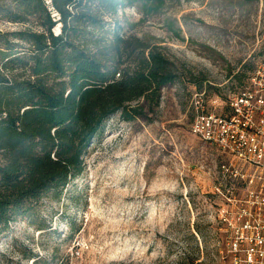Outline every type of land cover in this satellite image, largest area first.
Listing matches in <instances>:
<instances>
[{
	"label": "rangeland",
	"instance_id": "rangeland-1",
	"mask_svg": "<svg viewBox=\"0 0 264 264\" xmlns=\"http://www.w3.org/2000/svg\"><path fill=\"white\" fill-rule=\"evenodd\" d=\"M8 4L0 0V51L9 43L26 57L12 34L37 30L39 20H8ZM103 20L157 47L178 79L154 112L106 123L60 202L45 200L34 219L0 235V264H226L228 235L212 215L206 174L214 154L190 132L192 97L204 93V110L223 116L228 96L264 75V0H166L149 15L124 5Z\"/></svg>",
	"mask_w": 264,
	"mask_h": 264
},
{
	"label": "trees",
	"instance_id": "trees-1",
	"mask_svg": "<svg viewBox=\"0 0 264 264\" xmlns=\"http://www.w3.org/2000/svg\"><path fill=\"white\" fill-rule=\"evenodd\" d=\"M6 1L8 20L39 23L12 34L28 46L26 57L9 43L0 51V235L34 219L45 200L60 202L110 119L154 112L163 88L178 79L157 47L129 41L103 20L124 5L149 15L166 0Z\"/></svg>",
	"mask_w": 264,
	"mask_h": 264
},
{
	"label": "built area",
	"instance_id": "built-area-1",
	"mask_svg": "<svg viewBox=\"0 0 264 264\" xmlns=\"http://www.w3.org/2000/svg\"><path fill=\"white\" fill-rule=\"evenodd\" d=\"M256 75L228 96L226 115L205 111L204 93L192 97L190 132L214 154L206 174L212 215L228 235L226 264H264V75Z\"/></svg>",
	"mask_w": 264,
	"mask_h": 264
},
{
	"label": "bare ground",
	"instance_id": "bare-ground-1",
	"mask_svg": "<svg viewBox=\"0 0 264 264\" xmlns=\"http://www.w3.org/2000/svg\"><path fill=\"white\" fill-rule=\"evenodd\" d=\"M57 31H58V28H57Z\"/></svg>",
	"mask_w": 264,
	"mask_h": 264
}]
</instances>
